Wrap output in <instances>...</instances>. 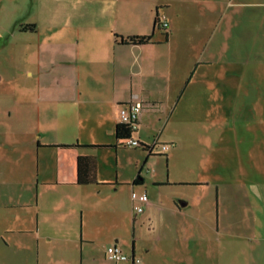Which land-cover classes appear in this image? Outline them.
I'll use <instances>...</instances> for the list:
<instances>
[{"label":"crops","instance_id":"crops-1","mask_svg":"<svg viewBox=\"0 0 264 264\" xmlns=\"http://www.w3.org/2000/svg\"><path fill=\"white\" fill-rule=\"evenodd\" d=\"M135 100L131 136L166 151L117 144ZM1 107L15 142L0 180L20 184L3 207L22 214L0 239L30 235L29 264H224L217 233L264 219V0H0ZM79 156L92 182H76ZM250 231L233 255L264 264ZM112 244L129 259L105 258Z\"/></svg>","mask_w":264,"mask_h":264},{"label":"rangeland","instance_id":"rangeland-1","mask_svg":"<svg viewBox=\"0 0 264 264\" xmlns=\"http://www.w3.org/2000/svg\"><path fill=\"white\" fill-rule=\"evenodd\" d=\"M2 76L6 74L4 72V68L1 69ZM8 109L0 108V123L7 124L8 126L11 124L10 118L8 117V114L6 113ZM15 140L11 137L10 133H7V136L4 140H0V166H3V168L6 166L7 168L10 167V164L8 162L3 163V157L8 158V153L12 148L13 143ZM5 159L6 161H8ZM17 166V163L15 164ZM16 182H8L1 181L0 180V223L7 221V217L11 216H19L22 213L19 211H15V209L10 208H4V203H10L12 200H7L6 197L11 194H13L17 186H20L15 184ZM260 187V186H259ZM264 196V195H263ZM253 212V211H252ZM257 214V217H261L262 214H264L261 210H258L255 212ZM251 219H247L245 222H242L240 226H236V230H240L241 236L234 237V229L233 226H225V229L223 228L217 233L221 237L223 248L222 250L226 254L225 262L224 264H245L246 260L243 257L235 258L234 252L238 251L242 254H247L249 251H251V245L255 244V234L251 233V228L255 230L260 231L261 235L264 231V219L259 220L258 223L255 222L254 224L251 223ZM258 226H261V228L257 229ZM1 229V227H0ZM220 229V228H219ZM222 231L223 235H220ZM7 236V235H5ZM264 246V243L262 244ZM35 253L34 245L32 243L30 235L26 233H16L13 234L11 237L6 238L5 240L0 239V264H29L31 262V259L33 258ZM30 257V262H29ZM248 257V255H247Z\"/></svg>","mask_w":264,"mask_h":264},{"label":"built area","instance_id":"built-area-1","mask_svg":"<svg viewBox=\"0 0 264 264\" xmlns=\"http://www.w3.org/2000/svg\"><path fill=\"white\" fill-rule=\"evenodd\" d=\"M157 18L160 23L161 28H166L167 22L164 19L163 15H157ZM143 106V103L140 101H129L124 104H121L118 107V122L117 123H126L129 124L130 129L132 131L135 130L136 124H137V117L138 114ZM122 146L124 147H142L146 152H154L155 150H158L160 152H164L168 148V144L166 143H159L156 140H152L151 142L147 143H141L138 139L129 136L128 138L124 139L122 141ZM131 200H136L139 202H145L147 200V195L145 192L136 193L131 192L130 193ZM135 210L137 212L141 211L142 207L140 205L134 206ZM104 256L105 258L112 260V261H119V260H127L129 259V256L125 253H123L117 246L115 245H109L104 250ZM135 261H138V259H135Z\"/></svg>","mask_w":264,"mask_h":264},{"label":"trees","instance_id":"trees-1","mask_svg":"<svg viewBox=\"0 0 264 264\" xmlns=\"http://www.w3.org/2000/svg\"><path fill=\"white\" fill-rule=\"evenodd\" d=\"M154 26H160L159 20L157 16L153 19ZM115 43H123V44H146L151 42V35H131L122 38L121 36L115 34L114 35ZM132 131L130 129L129 124L126 123H117L115 126V134L117 138V144L122 146V141L129 136H131ZM73 146H77V144H73ZM59 147H71L70 144H61ZM89 147H102L99 145H90ZM93 161L87 157L79 156L76 160V182L77 183H88L93 181Z\"/></svg>","mask_w":264,"mask_h":264}]
</instances>
